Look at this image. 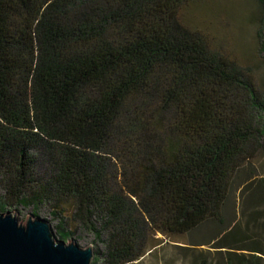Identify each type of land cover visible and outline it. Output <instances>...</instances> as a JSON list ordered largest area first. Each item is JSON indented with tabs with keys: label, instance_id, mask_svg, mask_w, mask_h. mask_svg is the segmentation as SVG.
<instances>
[{
	"label": "trees",
	"instance_id": "trees-1",
	"mask_svg": "<svg viewBox=\"0 0 264 264\" xmlns=\"http://www.w3.org/2000/svg\"><path fill=\"white\" fill-rule=\"evenodd\" d=\"M195 1L0 0L2 205H71L105 238L103 264L137 261L158 233L224 225L264 98L183 21ZM243 190L264 203V176ZM257 215L263 227L262 208L223 229L213 247L226 264L264 259L247 236Z\"/></svg>",
	"mask_w": 264,
	"mask_h": 264
},
{
	"label": "rangeland",
	"instance_id": "rangeland-1",
	"mask_svg": "<svg viewBox=\"0 0 264 264\" xmlns=\"http://www.w3.org/2000/svg\"><path fill=\"white\" fill-rule=\"evenodd\" d=\"M181 17L191 28L200 29L209 36L213 46L236 62L245 78L251 80L264 98V0H196L182 8ZM246 158L231 181L222 213L224 225L208 220L186 234L167 236L158 233L155 236L158 239L151 240L155 248L150 246L153 250L146 251L143 257L129 264H200L201 259H206L209 264H226L228 256L213 247L223 229L235 224L244 228L248 214L264 209L263 202L252 199L259 196L258 193L243 190L246 182L264 176V135L258 138L254 150L246 154ZM4 190L0 185V199ZM71 208L69 204L59 208L56 202H45L37 209L34 205L11 207L0 203L1 212L10 211L21 223L32 215L48 220L57 239L73 241L83 248L91 247L94 252L91 264L93 261L103 264L104 237L97 239L78 225ZM257 216L259 221L249 222L247 236L264 247V226H260L263 218ZM61 228L68 232L67 235L61 236ZM260 264H264V259Z\"/></svg>",
	"mask_w": 264,
	"mask_h": 264
},
{
	"label": "water",
	"instance_id": "water-1",
	"mask_svg": "<svg viewBox=\"0 0 264 264\" xmlns=\"http://www.w3.org/2000/svg\"><path fill=\"white\" fill-rule=\"evenodd\" d=\"M49 223L35 215L21 223L0 211V264H91V247L57 239Z\"/></svg>",
	"mask_w": 264,
	"mask_h": 264
}]
</instances>
